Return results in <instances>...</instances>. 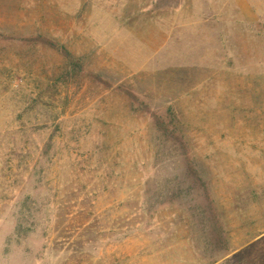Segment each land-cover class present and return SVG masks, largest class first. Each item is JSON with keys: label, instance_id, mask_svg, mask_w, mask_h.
I'll return each instance as SVG.
<instances>
[{"label": "rangeland", "instance_id": "1", "mask_svg": "<svg viewBox=\"0 0 264 264\" xmlns=\"http://www.w3.org/2000/svg\"><path fill=\"white\" fill-rule=\"evenodd\" d=\"M243 1L0 0V264H264Z\"/></svg>", "mask_w": 264, "mask_h": 264}, {"label": "trees", "instance_id": "2", "mask_svg": "<svg viewBox=\"0 0 264 264\" xmlns=\"http://www.w3.org/2000/svg\"><path fill=\"white\" fill-rule=\"evenodd\" d=\"M260 28H262V29H260V32H259V34H263V32H264V29H263V27H260ZM223 62H220V64H219V69H221L222 67H223ZM55 129H57V128H55ZM30 130H35V128L34 129H29V128H26V127H23V125L22 126H20V127H18L17 129H16V131H17V133H24V132H26V131H30ZM9 135H13V133H11V132H9V131H3V132H0V137H3V138H5V137H7V136H9ZM4 150V148H2V145L0 144V169H2V170H4L5 168H6V164L5 163H7L8 162V160H6V159H8V158H11V157H13V154H16V153H19L18 151H16L14 148H8V149H6V153L5 154H2V151ZM7 166H10L11 167V165L9 164V165H7ZM10 167H7V170H11V168ZM34 167H35V165H34ZM27 170H28V168H27Z\"/></svg>", "mask_w": 264, "mask_h": 264}, {"label": "crops", "instance_id": "3", "mask_svg": "<svg viewBox=\"0 0 264 264\" xmlns=\"http://www.w3.org/2000/svg\"><path fill=\"white\" fill-rule=\"evenodd\" d=\"M242 7H243L244 10H247V7L249 8L246 0L243 1Z\"/></svg>", "mask_w": 264, "mask_h": 264}]
</instances>
